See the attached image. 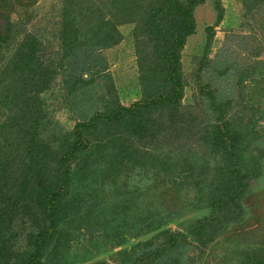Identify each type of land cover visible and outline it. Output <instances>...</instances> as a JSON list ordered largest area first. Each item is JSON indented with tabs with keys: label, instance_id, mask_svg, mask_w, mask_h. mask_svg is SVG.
Masks as SVG:
<instances>
[{
	"label": "rangeland",
	"instance_id": "obj_1",
	"mask_svg": "<svg viewBox=\"0 0 264 264\" xmlns=\"http://www.w3.org/2000/svg\"><path fill=\"white\" fill-rule=\"evenodd\" d=\"M157 2L0 0V264H32L35 235L51 226L37 264H264V0L198 6L180 55L181 104L82 130L90 143L68 160L63 189L76 126L144 100L136 36L159 67L153 91L169 92L150 35L140 32ZM70 12L80 38L63 58ZM114 27L120 42L107 46ZM28 38L53 72L28 104L33 116L21 93L12 98L30 87L12 83L9 67ZM227 131L241 135L232 158L213 142ZM247 169L260 174L245 177L244 190L227 189L234 171ZM46 192L62 193L54 216L38 200Z\"/></svg>",
	"mask_w": 264,
	"mask_h": 264
},
{
	"label": "trees",
	"instance_id": "obj_2",
	"mask_svg": "<svg viewBox=\"0 0 264 264\" xmlns=\"http://www.w3.org/2000/svg\"><path fill=\"white\" fill-rule=\"evenodd\" d=\"M204 2L205 0H158L157 7L151 8L149 16L145 18L146 20H140L144 25V28L140 30V32L150 35L149 42L153 43L157 64L160 67L164 68L163 76L165 86L166 88L169 87V92L165 94L153 91V83L157 77L156 71H159V67L155 68L156 64L154 63V61L151 58H147L146 55L142 54L141 45L143 38H139L138 36H136L135 41L137 54L139 55L138 60L140 67V83L143 90L144 100L134 103L129 108L122 106L118 108V111L112 114L96 113L91 117L88 123H79L76 126L75 132L79 135L80 140L75 141L73 147L62 156L63 165L65 167L63 189L65 188V184L68 182V172L71 170L68 160L78 149H87L88 144L90 143L85 138H82V130L93 129L101 122H108L110 124L119 122L123 118H127L130 120V118L135 116L139 110L145 107H150L152 105L169 103L179 106L181 104V92L183 90V83L181 79L182 63L180 55L184 49L186 40L193 36L196 31L194 11L198 6L204 4ZM71 13L72 12H70L69 15L66 16L67 21L64 24L62 32L63 44L67 48L66 56L63 55V58H66L72 53L76 40L80 38V34H78L77 29L79 28V26L75 25L76 20L74 16L70 17V19L68 18ZM112 29L113 33H111V35H109V38L107 39L109 41L106 42L107 46H115L120 42L121 39V34L118 32V30H116L115 27ZM109 31L110 30H108L107 32ZM213 31L214 28H209V34L207 36L208 40L212 39ZM0 39H2L1 35ZM110 40L112 41L110 42ZM23 48H25V50H19L9 66L11 67L12 65L15 68V72L13 71V73L16 74L15 76L12 74L14 78L12 77L13 79L11 78V81L15 84L17 83V81H19L21 85H24V87L28 85L30 89L28 92H25L26 89H23V91L13 90L11 95L13 100H15L21 93L19 98H24L23 105H28L33 102V100L36 103L40 101L39 94L50 87L53 80V78H51L53 72H51L45 66L43 61H40L39 56L36 55V52L40 50V45L36 40L28 38L23 44ZM28 112L31 116H33L36 111L33 107L31 108L29 106ZM24 114L26 118H23V121L27 126L31 124L32 121L30 117H27V113L24 112ZM225 134L226 138H223V136L220 135L213 138V142L215 144V147L223 149L224 151H226L225 153H228L232 158V150L234 146L236 147L240 145V143H242L241 135L237 132L229 133L228 131ZM31 137V141H28L30 145L28 148V152H31L37 141L36 137L33 134L31 135ZM252 139H254V137H252ZM22 141L24 140L22 139ZM259 159L260 158L258 157L255 160H251L249 163L253 166V164L257 163L256 161H259ZM234 172L237 173V176H235L233 179L236 181H234L233 184H228L227 189H232V187L234 188L235 186H238L240 190H244V185L241 183V181L244 180L245 177H249V175L251 174H260L259 172H253L249 169L245 170L244 174L239 173L238 170H235ZM37 194L39 196V201L45 200L46 208L49 211L50 216H54L56 210L55 204L58 202L62 193L46 192L45 194ZM234 218H236V216L232 214L227 224L232 222ZM52 228L53 226H51V229L48 231V233H40L35 235L34 245L37 247V251L36 253L34 252L31 254L32 256L30 259L32 264H37V256L39 255L38 252L43 249V241L45 237L49 236Z\"/></svg>",
	"mask_w": 264,
	"mask_h": 264
}]
</instances>
